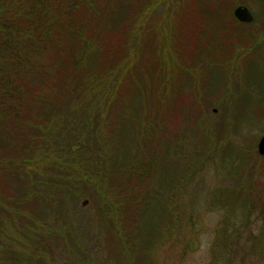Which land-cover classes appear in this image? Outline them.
I'll return each instance as SVG.
<instances>
[{"label": "rangeland", "instance_id": "1", "mask_svg": "<svg viewBox=\"0 0 264 264\" xmlns=\"http://www.w3.org/2000/svg\"><path fill=\"white\" fill-rule=\"evenodd\" d=\"M169 1L184 10L167 14ZM130 2L117 25L105 21V32L96 33L97 42L103 38L97 57V43L86 37L91 73L85 76L91 82L81 87V97L70 84L75 77L70 55L61 58L49 46L39 57L48 78L38 74L35 79L44 97L33 107L40 122L27 133L33 135L26 144L41 143L49 129L67 125L59 124L81 104L99 111L104 115L99 134L119 140L118 151L109 145L107 167L121 171L123 161L132 160L140 170L133 181L123 173L120 179L110 176L121 185L114 195H135V202L132 196L127 205L112 200L107 210L97 197L79 194L19 202L29 192L22 163L32 155L9 138L11 129L2 128L0 264H264V156L257 150L264 136V33L238 25L233 17L238 6H245L257 20L264 0ZM135 36L139 61L137 50L128 48ZM162 53L171 60L175 55L170 76ZM110 57L119 65L109 71L108 92L102 81L95 83L94 72L100 76ZM130 59L133 63L126 64ZM53 62L54 70L48 68ZM154 122L162 131L151 140L143 126ZM89 136L79 135L88 146L85 152L91 148ZM92 139L93 148L106 152L99 138ZM67 162L70 168L77 161ZM127 184L137 187L121 188ZM53 190L59 199L62 193Z\"/></svg>", "mask_w": 264, "mask_h": 264}, {"label": "trees", "instance_id": "2", "mask_svg": "<svg viewBox=\"0 0 264 264\" xmlns=\"http://www.w3.org/2000/svg\"><path fill=\"white\" fill-rule=\"evenodd\" d=\"M171 2L165 3L170 8L167 14L175 11L178 15L180 11L184 10V8H176V5L172 6ZM130 5V0H0V129H11L12 135L7 137L15 139L18 148L21 149L20 151L32 155L31 159L26 157L27 159L23 160L22 163V173L25 178L24 188H29V192L21 199L20 196L17 197L20 199L19 202L23 203L24 201L27 204H32L35 199H51V197L54 201H57L77 194L97 197L103 209L107 206L106 210L111 207L112 200L120 203L119 206L122 204L127 205V203L130 204L129 200L132 196L131 201L135 202V195L129 194V196L125 195L124 197L120 193L114 195L120 184L117 181H109L110 176H113L112 180L120 179L124 177L122 176L123 173V175H127V177H124L125 179L133 181L140 170L137 169V165L135 166L132 160H124V166L119 168L121 171H113L114 166L107 167V157L110 156L108 154L109 145H114L113 150L118 151L119 145L115 146V143H118L119 140L111 139V137L107 138L102 133L99 134L104 126V115L99 111L92 113L89 111V107L84 108L85 104H81L78 110L70 111L72 114L68 115L59 124L67 125L57 129L51 128L48 130V128H44L48 130L47 133L39 128L44 133L43 141L33 145L26 144L27 138L33 135L27 133H31L33 125H38V122H40L33 111V107H35L37 100L44 97V93L38 87L39 81L36 82L35 79L38 74L45 79L48 78L42 74L45 69H42L39 65V57L45 52L47 54L46 50L49 46L53 47L52 50L61 52L63 54L61 58L70 55L75 69L74 81L70 84L73 94L75 93L76 97H81V87H86L91 82V77H89L91 69L88 68L87 62H85L86 51L90 48L86 42V37L87 40L97 43V52L93 51L97 57L100 53V41L103 43V38L97 42L98 36L96 33L105 32V21L109 22L110 27L113 24L117 25L122 16L125 17V9ZM113 10L118 11V15H114ZM165 18H168V16ZM171 18L174 22L175 16L173 15ZM55 33L57 37H55ZM106 35L110 36V33ZM133 40L132 45L129 44L128 48H132L134 52L137 50L135 56L139 61L137 37L135 36ZM151 46L157 48L155 38ZM63 47L67 52L66 54L63 53ZM162 55L164 57V69L168 68L167 73L170 76L172 73L170 63L174 61L175 64V55H173L174 59L172 60L169 59V53H162ZM81 58L84 59V63H82ZM92 59H94L93 56ZM168 60H170L169 63ZM109 62L110 64H107L104 69L98 70L101 73L100 76L97 71L94 72L97 81L92 77L96 81L95 83L102 81V85L107 88L108 92L110 89L109 82H112L109 71L119 65V62H116V57H110ZM130 63H133L132 59L128 63L126 62L128 65ZM55 66L56 64L53 62L48 68L54 70ZM122 66L120 64L119 71L122 70ZM85 74L89 75L88 79ZM120 76L121 73H119L118 78ZM44 78H42L43 82ZM118 78H116V81ZM25 79H28V82L24 84ZM171 81L169 80V83ZM115 83H112L113 87ZM169 83L166 82L168 85L167 94H169L171 88ZM71 104H74V102ZM103 110L108 111L109 109ZM33 119L36 120L33 122ZM73 121H76L74 125ZM143 128L147 131L151 140L153 138L157 139L156 134L162 131L161 125L155 122L148 124V126L144 125ZM17 129L20 130V133H16ZM80 134L92 135L89 136L91 137V140H89L91 148L86 152L88 146L85 141H80ZM92 138L95 140L99 138L100 143L106 147V152L103 148L99 149L98 146L93 148L91 143L94 140ZM60 140L64 143H60ZM158 140L161 143L163 139L159 138ZM162 146L165 147L163 143ZM126 149L125 147L124 152H127ZM98 154L99 156H97ZM71 157H74L77 162L69 168L65 165L69 164L67 161ZM112 162H115V160ZM94 163L97 167L93 166ZM133 170L136 171L134 176L132 174ZM98 178L100 181H96ZM29 184L32 185L29 186ZM127 185L128 187L122 186L121 188L128 189L133 186ZM133 187H137V184ZM53 189L62 193L59 199H55L57 195L54 194ZM243 190L241 188L239 191ZM115 197L117 198L115 199ZM53 203L58 206L60 204L59 202ZM63 204L65 205V202H61L60 207ZM119 214L126 219L131 217L130 214H122L121 211ZM106 219L110 221L112 225L110 226L114 228L113 217L109 214ZM122 230L125 235L128 234L125 228ZM118 232L121 235L120 231ZM224 239L222 241H225ZM228 240L226 237V242H229ZM217 245H220V243H217Z\"/></svg>", "mask_w": 264, "mask_h": 264}, {"label": "water", "instance_id": "3", "mask_svg": "<svg viewBox=\"0 0 264 264\" xmlns=\"http://www.w3.org/2000/svg\"><path fill=\"white\" fill-rule=\"evenodd\" d=\"M234 15L241 22L250 23L252 21V17L249 11L245 8L236 9ZM257 150H258L259 155L264 156V136L260 139L257 145ZM85 204L86 202H84V205Z\"/></svg>", "mask_w": 264, "mask_h": 264}, {"label": "flooded vegetation", "instance_id": "4", "mask_svg": "<svg viewBox=\"0 0 264 264\" xmlns=\"http://www.w3.org/2000/svg\"><path fill=\"white\" fill-rule=\"evenodd\" d=\"M238 25H241V26H243V25L244 26H247V25L252 26L253 25V28L256 29V31L262 36V33H264V14L262 16H260L257 20L255 17H253V22L251 24H243L242 25L240 23Z\"/></svg>", "mask_w": 264, "mask_h": 264}]
</instances>
